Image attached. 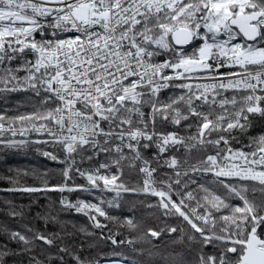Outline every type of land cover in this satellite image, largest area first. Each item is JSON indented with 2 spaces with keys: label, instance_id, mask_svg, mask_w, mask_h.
<instances>
[{
  "label": "snow or ice",
  "instance_id": "snow-or-ice-1",
  "mask_svg": "<svg viewBox=\"0 0 264 264\" xmlns=\"http://www.w3.org/2000/svg\"><path fill=\"white\" fill-rule=\"evenodd\" d=\"M164 90H175L167 101L159 99ZM18 91L33 93L38 103L15 116L0 112V146H50L41 154L65 167L61 184L7 191L101 193L96 202L62 195L61 210L87 216L94 229L108 227L97 217L111 221L118 230L108 229L100 239L128 245L137 257L155 255L137 244L178 233L173 243L197 246L195 264H264V134L233 147L255 118H264V0H0V93ZM165 125L177 130H162ZM28 132L47 139H15ZM153 148L147 158L144 153ZM89 151L112 159L94 168L77 167V156L81 162L93 158L83 155ZM181 151L183 159L172 154ZM194 151L202 158L189 163ZM125 165L144 176L142 188L123 182ZM161 167L172 175L157 180ZM15 172L0 179L16 184L35 175ZM193 174L211 176L223 191L185 181ZM76 177L86 183L77 184ZM190 184L202 195L188 191ZM124 194L159 198L146 206L160 212L149 213L156 227L134 215H109L108 210L121 207ZM37 217L59 222L65 235H73L58 216ZM170 219L182 223L172 225ZM119 228L139 235L117 240L123 234ZM25 229L0 232L21 245L12 250L0 243V264L9 256L44 264L32 255L37 242L51 247L63 240L60 233ZM79 232L94 235L86 227ZM209 247L211 253L205 251ZM59 253L75 264H99L59 246L60 264L65 259ZM127 264L140 262L129 258Z\"/></svg>",
  "mask_w": 264,
  "mask_h": 264
},
{
  "label": "trees",
  "instance_id": "trees-1",
  "mask_svg": "<svg viewBox=\"0 0 264 264\" xmlns=\"http://www.w3.org/2000/svg\"><path fill=\"white\" fill-rule=\"evenodd\" d=\"M39 39V37H36ZM191 51V49H189ZM20 63L19 60L14 62L15 64ZM19 75L23 76L24 73ZM175 90H164L159 99L161 101H167L169 96L173 95ZM178 94V93H177ZM33 101L38 103V98L31 92H5L0 93V112H3L7 116H15L21 113H26L32 110ZM149 109L145 108L147 112ZM161 126L158 125V128ZM162 130L165 131H176L175 126L165 125ZM181 135H186L183 129H180ZM195 131V129H193ZM260 134H264V118H255L254 126L249 131L248 135L242 137L239 143H234V148H240L243 145L248 144L249 137H256ZM47 139L46 137H38L30 140H41ZM50 146H44L34 143H29L21 148L7 149L0 146V177H15L16 169L34 171L35 175L22 176L19 183H9L5 179H0V232H4L5 229L8 231H20L25 233V225L28 228L39 230L46 235L49 233H60L63 240H57L56 246L43 245L42 242H37L39 245L36 247L32 255L37 256L44 264H49L48 257H53L51 264H60L57 257L59 246H69L70 250L74 253L78 252L81 259H94L101 260L107 257H119L126 259L138 260L140 264H195L196 256V245L173 243L178 236V233L172 234L171 236L165 234L159 239L152 241V244L147 242H141L137 244V247H143L145 249H151L155 255L151 258L145 254L143 257H137L128 245H114L109 240L100 239L101 235L106 236L108 229L113 232L118 230L117 225L111 221L104 219L103 217H97L101 223L106 224V229H94L92 222L88 220L87 216L78 214L74 210H61L60 200L61 196H67L70 201L75 202L78 199H84L86 201L96 202V198L101 196L99 192L86 193V192H73V193H59L56 191L50 192H39V193H25L21 191H7L10 188L19 187H42L45 182L48 186L57 185L63 183V177L61 175L62 169L65 167L63 163L53 162L41 153L43 151H51ZM246 151L251 149L245 148ZM155 148L151 151L144 153L147 158H150L155 153ZM183 159V151L178 153H172ZM61 158L64 153L59 152ZM86 156H93L89 152L83 153ZM201 154L193 152L189 158V163H195L198 159H201ZM77 167L81 169L94 168L99 163L110 162L111 157H107L101 154L99 157L93 156L91 160L84 159L82 162L80 156L76 157ZM156 167L155 162L152 164ZM115 171V169H113ZM46 173V175H45ZM124 176L122 177L123 182L129 187L142 188V175L135 170L129 169L126 165L124 167ZM172 175L170 169L165 167L158 168V172L155 175L157 180L164 177V174ZM185 181L195 180L197 184H204L210 188H213L217 192H222L223 189L219 188L212 182L211 176H203L199 174H193L190 177L184 178ZM75 182L77 184L86 183L85 180L76 177ZM196 184H190L188 191H194ZM194 194L199 197L202 193L194 191ZM112 193H107L106 196L110 197ZM173 199H177L175 196ZM158 198L149 195H133L124 194L121 207L111 209L109 215L119 217L123 219L126 216L134 215L137 219L143 220L145 225L150 227H156L157 221L149 213H155L156 216L160 215L158 209L146 207L148 204H155ZM23 213L21 216H13L12 211ZM37 213L41 216L47 214L58 216V221L66 222V232L73 233V235H65V232L61 231V224L59 222L53 223L51 221L45 223L43 219L37 217ZM172 225H181L180 219H170L168 221ZM75 225V228L73 227ZM163 226V225H161ZM80 227H86L90 232H94V235L87 236L84 233L79 232ZM185 230H188V226L183 225ZM122 235L116 237L117 240L125 239L128 235H139L138 233L130 234L126 228H119ZM31 235V233H27ZM0 243H7L9 248L12 250H19L21 247L15 241H9L6 234H0ZM83 246V250L79 251V246ZM191 249V250H189ZM209 253L212 252V248L205 249ZM179 253V255H175ZM64 255L65 264H75L71 256ZM7 264H15L16 261H23V264H28L26 256H9L6 258Z\"/></svg>",
  "mask_w": 264,
  "mask_h": 264
},
{
  "label": "built area",
  "instance_id": "built-area-1",
  "mask_svg": "<svg viewBox=\"0 0 264 264\" xmlns=\"http://www.w3.org/2000/svg\"><path fill=\"white\" fill-rule=\"evenodd\" d=\"M37 37H39V35H37ZM19 126L20 125H17V127H19ZM5 135L8 136V137H10V133H6ZM41 136L47 138V136L45 134H38V133H35V132H28L26 136L22 137L20 135H17L15 137V139H17V140H19V139H25V138H27V139H35V138H38V137H41ZM154 175H156V174H154ZM143 180H144V176H142V184H143ZM149 196H151V195H149Z\"/></svg>",
  "mask_w": 264,
  "mask_h": 264
},
{
  "label": "rangeland",
  "instance_id": "rangeland-1",
  "mask_svg": "<svg viewBox=\"0 0 264 264\" xmlns=\"http://www.w3.org/2000/svg\"><path fill=\"white\" fill-rule=\"evenodd\" d=\"M127 260L128 259H126V258L107 257V258L99 260V264H121V262H123V264H127Z\"/></svg>",
  "mask_w": 264,
  "mask_h": 264
}]
</instances>
